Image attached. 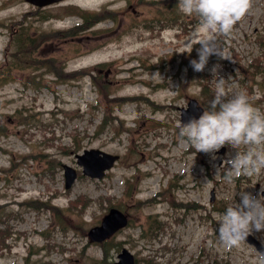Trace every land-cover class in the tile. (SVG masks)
Masks as SVG:
<instances>
[{
    "label": "rangeland",
    "instance_id": "374dc122",
    "mask_svg": "<svg viewBox=\"0 0 264 264\" xmlns=\"http://www.w3.org/2000/svg\"><path fill=\"white\" fill-rule=\"evenodd\" d=\"M166 1L161 7L176 2ZM106 4L107 9H119L116 23L100 22ZM161 7L160 0H66L36 13L24 0H0V23L12 28L26 14L32 36L61 31L42 44L44 56L65 59L66 73L91 69V75L82 78L72 74L78 79L69 83L46 75L38 87L25 79L36 71H16L13 80L0 87V124L7 129L0 137V171L12 166L9 172H0V220H5L1 228L9 225L13 230L6 242L10 248L0 249V264H24L26 257L32 264H113L122 247L138 264H256L260 251L247 241L232 250L219 245L215 214L222 212L216 209L220 204L240 203L242 190L259 197L264 172L230 184L225 179L227 165L219 174L217 169L229 152L236 154L235 149L226 146L213 160L211 154L196 153L179 142L181 109L191 98L200 102L201 87L190 78L189 67L191 60H198L200 45L191 55L177 53L197 23L187 33L180 26L153 33L134 28V22L157 17ZM81 9L97 12L98 20L83 22L80 38L72 41L67 27L82 22L76 15ZM130 9L138 13L132 17ZM10 38L11 30L0 27V52L8 47L7 60L13 50ZM261 40L264 0H252L249 13L231 34L219 37L231 60H217L215 55L204 73L214 89V79H223L230 96L244 92L264 112V78L258 74L250 78L247 68L261 55ZM99 69L105 73L99 79L102 90L94 83ZM157 72L162 79L153 77ZM114 96L133 98L108 105L104 97ZM91 148L117 154L120 160L103 180L84 176L66 190L63 165L81 172L76 155ZM28 155L35 158L19 163ZM171 186L175 200L191 210L176 208L159 195ZM138 199L153 201L137 204ZM110 204H119L131 225L114 238L121 248H111L105 258L100 245L90 243L82 230L99 224ZM153 217L162 223L163 232L157 238L143 236ZM253 236L264 246V233Z\"/></svg>",
    "mask_w": 264,
    "mask_h": 264
},
{
    "label": "clouds",
    "instance_id": "9594fccd",
    "mask_svg": "<svg viewBox=\"0 0 264 264\" xmlns=\"http://www.w3.org/2000/svg\"><path fill=\"white\" fill-rule=\"evenodd\" d=\"M251 6L252 0H179L178 10L195 17L198 22L177 53L191 55L194 47L200 45L199 59L190 61L195 72H203L213 55L231 60L219 37L230 35ZM153 77L162 79L158 72ZM214 81L216 90L208 108L199 119L181 123L178 140L188 149H195L196 153L211 154L213 160L222 148L231 146L235 149L236 154L233 156L229 152L222 167L217 169L219 174L227 165L225 179L230 184L240 177H259L264 172V112L249 102L246 93L230 96L224 87L225 80ZM261 185L259 197L242 190L240 203L230 202L224 211L215 214L219 224L217 242L223 248L238 249L250 235L264 233V184ZM256 264H264V253L258 254Z\"/></svg>",
    "mask_w": 264,
    "mask_h": 264
},
{
    "label": "trees",
    "instance_id": "16d2710c",
    "mask_svg": "<svg viewBox=\"0 0 264 264\" xmlns=\"http://www.w3.org/2000/svg\"><path fill=\"white\" fill-rule=\"evenodd\" d=\"M84 22L90 21V22H96L97 17L95 14H88L83 13ZM165 17H168L167 15H164ZM86 28H82V30H85ZM61 32L58 33H52L51 36H46L45 34H40L37 36H32L29 31V27H18L14 28L12 30V43L11 47L13 46L11 59L7 60V57L5 58L4 62L0 63V85L9 82V80L12 79L14 73L19 69L29 68V69H36V71L40 70L43 72H50L54 73L57 77H63L64 73L61 69L56 67V64L54 62H48V61H41L39 60L37 56V51L39 50L40 46L46 41L49 40V37H58V35ZM81 32V27H75L72 28L71 31H68V36L72 41H75L79 38V34ZM74 45V44H73ZM193 69H191V72ZM82 74H89V69H83L80 71ZM201 72L197 73L195 75V78L199 81L202 85V89L204 90L203 95L206 97H209L210 99L214 96V90L211 87L207 77H202ZM97 86L100 90L103 89L104 85L100 81H96ZM107 88V86H105ZM108 103H110V100L105 97ZM205 99V97H203ZM6 127L3 124H0V136L5 134ZM8 234V233H7ZM5 234L4 231L0 230V244H5Z\"/></svg>",
    "mask_w": 264,
    "mask_h": 264
},
{
    "label": "water",
    "instance_id": "95a60500",
    "mask_svg": "<svg viewBox=\"0 0 264 264\" xmlns=\"http://www.w3.org/2000/svg\"><path fill=\"white\" fill-rule=\"evenodd\" d=\"M38 6H45L47 4L58 2L60 0H27ZM201 109L197 108V101L192 100L187 110H183L182 122L187 123L189 120L196 118ZM118 159L117 156H112L103 153L99 150L86 151L84 155L78 156V163L83 165L84 173L92 177L102 178L105 170L111 168L114 162ZM66 175V187L69 188L76 179V172L74 169L65 166ZM127 223L126 217L118 210H111L110 214L105 217L101 227H97L91 230L90 237L95 241H102L110 234L114 233L119 228L125 226ZM121 261L116 264H134L133 256L123 251L120 255Z\"/></svg>",
    "mask_w": 264,
    "mask_h": 264
}]
</instances>
